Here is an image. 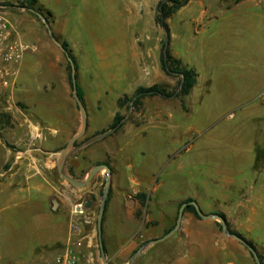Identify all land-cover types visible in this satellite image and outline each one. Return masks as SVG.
I'll list each match as a JSON object with an SVG mask.
<instances>
[{
  "label": "crops",
  "instance_id": "obj_1",
  "mask_svg": "<svg viewBox=\"0 0 264 264\" xmlns=\"http://www.w3.org/2000/svg\"><path fill=\"white\" fill-rule=\"evenodd\" d=\"M161 1L139 0L138 4L146 6L147 12L153 15L152 29L146 21L143 34L142 27L140 30L133 29V24L135 21L136 24L140 22L139 19L133 20L131 17V24L127 25L129 29L124 26V21L113 12L116 9L111 0H104L103 14L99 13L96 0H83L82 11L74 25L69 23L65 0H38L37 4L42 8V15L47 16L53 36L59 43L66 41L69 44L77 61V83L83 92V103L88 115L87 139L111 129L117 112L123 113L118 106L120 98L133 95L140 86L158 84L174 90L178 83L179 78L167 75L161 65L163 39L155 20ZM56 6L62 10L59 11ZM202 6L197 19L203 15L207 25H212L221 35L240 29V26H249L253 23L254 15L261 23L264 22V0H243L239 3L236 0H210ZM16 8L18 11L20 7ZM20 9L23 11L24 8ZM135 9L139 10L140 6ZM246 9L252 12L248 13V18L242 15ZM142 13L140 11L141 17ZM5 14H10L12 18L13 38L20 39L28 47L20 64L23 68L28 67V73L24 74L20 70L18 88L14 92L27 101L29 118L22 117L25 115L18 106L4 109L7 120L0 121V203L23 206L31 214L34 227L22 233L15 244H12V240L6 247L10 236L1 223L0 261L23 264L17 257L26 254L31 259L30 264H33L52 259L67 244L71 203L60 198L62 194L67 195L68 187L57 177L58 163L60 152L80 130L82 118L66 70L68 60L49 35L48 29L46 33L34 20L29 28H25L21 24L24 19L18 18L17 14L8 10ZM250 45H256L258 51L264 52L261 31L249 42L210 38L206 41L207 63L215 69L222 59L236 63ZM170 52L174 58L181 60L183 66L197 72V83L192 93L184 97L183 102L176 96L145 98L143 117L148 126L130 127L118 137L119 140L128 142L141 136L140 141L136 142L159 143L161 137H150L147 128L159 124L163 112L168 110L171 114L168 109L170 103L177 101L183 114L189 115V100H192L194 93L200 92L206 103L205 87L216 82L224 88L228 100L226 105L232 111L244 108V93L243 90L239 91L237 82L230 83L226 74L212 76L215 80L209 76L202 79L193 61L186 62L178 50L170 49ZM234 76V79L239 77ZM175 90L178 91V87ZM209 91L206 90L207 93ZM263 92L264 86L257 91L259 102L254 106L257 111L252 114L259 124H264V97L260 98ZM114 140L112 136L104 143L94 145L95 142L79 150L70 157L67 167L70 173L76 171V174L73 172L76 177L83 173L81 179H84L92 166L104 162L103 158L109 159L112 193L103 223V237L110 259L122 260L130 251V246L126 247L123 241L127 236L126 223L132 221V193L138 194L141 189L150 188L152 178L139 170L132 179L133 187L125 189L121 168L123 152L116 147ZM173 140H177V137ZM239 141L226 140L227 143ZM240 146L241 150L246 149L248 152L228 154L226 151L216 156L207 154L206 150L205 157L202 156L208 167L199 187L191 184L180 189L175 181L169 187H166V181H158L154 186L160 204L164 206L173 208L192 199L205 214L223 213L234 231L253 242L264 261V158L256 165L258 149L264 156V138L250 141L245 147ZM245 160H248V167L252 170L249 178L241 175L243 169L233 166ZM101 177L96 175L92 185H89L91 194H95L104 183L103 173ZM75 195L78 196V193ZM55 199L59 203L57 209L53 208ZM118 211H124V215H119ZM218 223L215 219H202L185 212L181 229L174 234L178 236L176 242L180 244L172 248L171 255L164 253V258L158 257L157 264H257L253 254L240 241L226 236ZM162 231L157 237L165 235L166 229ZM89 238L91 240L92 235ZM8 255H11V259Z\"/></svg>",
  "mask_w": 264,
  "mask_h": 264
},
{
  "label": "rangeland",
  "instance_id": "obj_2",
  "mask_svg": "<svg viewBox=\"0 0 264 264\" xmlns=\"http://www.w3.org/2000/svg\"><path fill=\"white\" fill-rule=\"evenodd\" d=\"M22 1L23 0H0V12L5 13L8 10L10 13L13 12L17 14L18 18L24 19L21 21V24H24V26H26L25 28H29V25L32 23L31 21L34 20L40 25L41 29L47 33V27L40 17L37 18L25 8L23 11L20 8L16 11V7H19L18 5H20ZM96 1V7H98L99 13L103 14L105 5L104 0ZM65 2L66 9L69 11V23L73 25L77 24L79 13L82 11L81 4L83 0H65ZM111 2H113V7L116 9V12L115 10L113 12L124 21L123 24L127 28V25L131 24V19L133 18V20H135L136 18L139 19L140 22L136 24L135 21L133 24L134 30H136V28L140 30L142 27L141 32L143 31L144 34L146 21L150 23L149 26L152 29L153 15L151 12H147L148 8H146V6L142 5L141 7V4H138L140 3L139 0H111ZM209 2L210 0H192L180 9L173 19L167 20L170 27V49L178 50L179 54L186 62L193 61L202 79L208 76L214 79V77H212L214 75L226 74L230 79V83L233 84L237 82L236 85L239 91L243 90L244 93V108L232 111L230 107L226 105L228 100L226 99L224 88H221L220 84L216 82L214 85L209 84L205 87L206 103L202 99L203 97L200 92L196 91L194 93L192 100H189L191 107L189 115L183 114L177 101L170 103L168 109L171 114L169 115L166 109L167 111L163 112L161 115L162 119L158 121L159 124L155 125L156 127L150 125L147 128V134L150 137H161L159 143L157 141L150 143H148V141L136 142V140L141 139V136L128 142L124 139H118V137L130 127L148 126L146 118L143 117L144 110L142 107L141 111L135 114H133V112L131 113V116H133L132 120L128 119L118 132H114L104 140H99L94 144L99 145V143L110 140L112 136L114 137L116 147L123 152L121 168L124 176L125 189L129 190V188L133 187L132 179L135 178V174H137L139 170L149 178H152L150 188L147 190L141 189L139 192L146 194V201L144 204H141V202L135 198L137 194L132 193L133 203L130 209L132 221L126 223L127 236L125 241H123L126 247L130 246V251L127 252L122 260H111L107 254L108 260H110L112 264H128L132 256L142 245L151 240L158 239L159 237H157V234L162 233L163 229H166V233L177 223L180 205L172 208L160 204V199L154 186L155 183L158 181H166V187H169L171 183L175 181L176 186L180 187V189H182L181 186L187 187V185L189 186L191 184H197L199 187L202 184L206 168L208 167V164L204 162V153L206 150L208 151L207 154L216 156H221V153L226 151H228V154L242 153V151L246 154L248 151L246 149L241 150L240 145L245 147L250 141L264 138V124H259L252 116V114L257 111L254 106L259 102L257 91L264 86V52L262 51V54L261 51L257 50L256 45H250L242 55L240 61L235 63L222 59L218 63L217 69L208 65L206 59V41L210 38H218L219 40L220 38L225 40H246L249 42L253 37L258 36L260 31L262 32V36H264V22L261 23L260 19L254 15L253 23L249 26H240V29L230 30L228 33H224L223 36L221 33H217V31L212 28V25H207V21L204 19L203 15L197 19L198 16H200L202 5ZM138 6H140V9L136 10L135 8ZM56 8L59 11L62 10L61 7L56 6ZM130 8L131 10L133 8V11H130ZM140 11H143L141 14L142 17L140 16ZM258 11L263 12L262 9H258ZM248 13L252 14L249 9H246L242 15L248 18ZM5 16L13 23L10 14H5ZM156 16L157 12L155 14V20ZM157 26L164 41L165 33L162 26L158 23ZM24 46L25 53L28 47L25 44ZM227 57L228 55H226V58ZM68 62L66 70L69 73ZM5 68H7V65L0 56V76ZM9 68H17V70H19L18 78L14 87L10 88L2 86L0 79V121L7 120L4 109L13 105L21 109L25 115L22 116L23 118H29L27 101L19 98V93L14 92L15 89L18 88L17 83L20 70L26 74L28 73V67L26 66V68H23L22 65H20L19 67ZM234 75H238L239 77L234 79ZM202 79L200 81H202ZM177 87L178 83L175 88ZM206 90H210L209 93H207ZM263 97L264 92L260 94V98L262 99ZM123 113L127 114V110L124 109ZM229 114L233 115L229 116ZM175 136L177 140H173ZM85 139L87 140L84 135L76 143L80 144L85 141ZM227 139L240 141L238 143H227ZM206 144L209 145L208 148L205 147ZM10 147L13 148L14 146ZM103 159L104 162L109 161L107 158ZM233 166L244 170L241 174L242 176L246 178H249L250 175L252 176V170L248 167V160H245L241 164H234ZM73 172L76 174V171ZM73 172L71 175L74 178L82 180L83 173H80V175L76 177ZM97 175L101 177L102 172ZM57 177L66 183L68 187L67 195L62 194L60 198L68 200L71 205L77 201L87 202L91 200L90 195L96 197L95 201L92 202L90 206L91 209L88 207L87 211V214L91 216V223L83 226L82 232L88 237L86 243L92 241L88 253L94 258L97 264H103L98 241L97 219L105 181L99 186L95 194H91L89 192V185L86 188L78 189L71 186L63 179L59 172L57 173ZM92 183L90 185H92ZM167 189L169 193V188ZM171 189L174 188L171 187ZM76 192L78 196L75 195ZM23 208V206L17 205V203H11L10 205H2L0 203V224H4L5 230L8 236H10L7 240L6 247H9L8 244L11 243L12 240V244H15L22 233L30 231L34 227L31 214L28 210H24ZM117 213L119 215H121V213L124 215V211H118ZM90 235H92L91 240L89 238ZM177 238L178 236L173 235L166 241L159 242L149 247L142 256L136 259L134 264H157L158 257L164 258L166 256L164 253L171 255L172 248L180 244L176 242ZM8 257L11 259V255H8ZM17 259L20 260V263L23 262V264H30L31 262V259L26 254L19 255ZM0 264L11 263L9 260H5L0 261Z\"/></svg>",
  "mask_w": 264,
  "mask_h": 264
},
{
  "label": "water",
  "instance_id": "obj_3",
  "mask_svg": "<svg viewBox=\"0 0 264 264\" xmlns=\"http://www.w3.org/2000/svg\"><path fill=\"white\" fill-rule=\"evenodd\" d=\"M33 13H36L43 21V23L46 25L49 35L53 38V40L61 47V49L64 51L67 60L69 61L70 65H71V69H72V73H71V80H72V87H73V97L77 103V106L79 108V111L81 113V118H82V125L80 130L74 135V137L67 143V145L64 147V149L60 152V158H59V163H58V172L60 174V176L65 179L71 186L78 188V189H83L86 188L88 185H90L95 176L98 173H103L104 178H105V186H104V190L101 196V203H100V208H99V213H98V219H97V231H98V241H99V248H100V254H101V259L103 261V264H112L110 262V260H108L106 251H105V245H104V238H103V219H104V215H105V210H106V205H107V198L110 192V188H111V175H112V168L111 166H109L106 163H100V164H95L94 166H92V168L88 171L86 177L82 180L76 179L74 178L71 173L68 170L67 164L68 161L70 159V157L72 155H74L76 152H78L79 150L99 141L104 139L105 137L113 134L114 132H116L122 125H124L128 119L131 116L132 110H133V106H134V101L131 103L127 114L125 116L124 119H122V121H120V123L118 125H116L115 127L109 129L106 132H103L99 135H96L92 138H89L85 141H83L80 144H76V142L82 138L87 131V126H88V115H87V111H86V107L84 106V103L82 102V100L79 97L78 94V83H77V76H76V65L74 60L72 59V57L69 56V54L67 52H65V50L63 49V46L61 43H59L54 37H53V33H52V29L47 21V19L44 17V15H42L41 13H38L35 10H31ZM161 26L162 29L165 33V46H164V54L166 57L167 54V50L169 48L170 45V33L168 31V28L165 25V18L163 17V15L161 16ZM184 81V77L182 76V80H181V84ZM180 90V87L178 88V91ZM177 91V92H178ZM96 197L94 195H91V200H88L86 202L87 207L90 206L91 202L93 200H95ZM58 201L55 199L53 200V208L57 209L58 207ZM192 205L195 207V210L198 214V216L202 219H215L217 220L220 224H221V229L222 232L231 238H234L238 241H240L245 247H247V249L253 254L256 263L257 264H261L260 258H259V254L257 253V251L249 246L243 239H241L237 234H232L230 233V231L228 230L227 227V223L225 221V219L219 214H205L201 208L199 207L198 203L196 201H190L187 203L182 204V206L179 209V213H178V218H177V223L175 225V227L169 231L168 233H166L163 237L158 238V239H154L151 240L147 243H145L144 245H142L138 251L132 256V258L130 259L128 264H134L136 259L140 256H142L144 254V252L151 246L159 243V242H163L166 241L168 238H170L171 236H173L176 232L180 231L181 229V225H182V221H183V216H184V211L186 209L187 206Z\"/></svg>",
  "mask_w": 264,
  "mask_h": 264
},
{
  "label": "trees",
  "instance_id": "obj_4",
  "mask_svg": "<svg viewBox=\"0 0 264 264\" xmlns=\"http://www.w3.org/2000/svg\"><path fill=\"white\" fill-rule=\"evenodd\" d=\"M190 1L191 0H162L158 5L156 22L158 24H161V16L163 15V17L165 18V25L168 28V31L170 32L167 20L169 18H171L176 12H178L182 7L186 6ZM241 1H243V0H236L237 3L241 2ZM37 3H38V0H23L21 2V4L18 6L20 8H25L26 10L30 11L31 13H33L31 10H35L38 13L43 14L42 8L39 7L37 5ZM6 6H15V5H6ZM33 14L37 18H39V16L36 13H33ZM44 17L48 21L47 16L44 15ZM53 37L55 38V36H53ZM62 46H63V49L65 50V52H67L69 54V56L72 57V59L74 60L75 65H76V70H77L78 64H77V61L75 60L74 55L72 54V51L70 49L69 44L66 41H63ZM164 46H165V40L162 42V51H161V56H160L162 69L164 70V72L167 75L175 76V77L179 78L178 88L180 87V90L178 92L176 90H168L164 86H161L158 84L152 85L150 87L140 86L135 91V93L133 95H131V96L125 95L124 97L119 99L118 106H119L120 110L125 109L128 111L131 103L134 101V106H133L132 112H133V114H135L136 112H139L142 110L143 100L147 97H153V96L159 95V96L169 98L172 96H176L177 98H180L181 101L183 102L184 97L189 96L192 93V90L194 89V87L197 83V76H198L197 72L193 68H188V67L183 66L181 60L176 59L172 56L169 48L167 50V54L165 57ZM68 69H69V73H68L69 74V81L72 85V80H71L72 69H71V65L69 62H68ZM182 76L184 77V81L181 84ZM78 94H79L80 99L83 102L84 95H83L82 90L79 87H78ZM184 108H185V106H184ZM125 116H126V114H123L121 111H118L115 118H114V122L110 128H113L116 125H118L120 123V121H122V119L125 118ZM132 118H133V116H131L129 118V120H132ZM123 126L124 125H122L116 132H118ZM257 154H258V159H257L256 165L259 164L264 158L262 151L260 149L257 150ZM100 163H106L110 166V164L108 162H98L96 164H100ZM111 193H112V190L110 188V192H109V195L107 198V205H106L105 214H106L107 207H108V204H109V201L111 198ZM136 198L141 202V204H144L146 201V194L145 193H138L136 195ZM190 201H192V199H188L185 202L181 203L179 207H181L182 204L190 202ZM187 211L193 213L196 217L199 218L194 206H192V205L187 206L184 213ZM219 214L225 219V221L227 223L228 230L230 231V233L237 234L249 246L253 247L256 250V247L252 241L246 239L241 234L234 231L231 228L230 224L227 222L226 216L223 213H219ZM177 218H178V216H177ZM104 220H105V215H104L103 223H104ZM175 225L171 229H169L166 233L171 231L175 227ZM218 226L221 229L220 223H218ZM104 245H105V240H104ZM105 251L107 254L106 245H105ZM259 258H260L261 264H264L263 256L259 254Z\"/></svg>",
  "mask_w": 264,
  "mask_h": 264
},
{
  "label": "built area",
  "instance_id": "obj_5",
  "mask_svg": "<svg viewBox=\"0 0 264 264\" xmlns=\"http://www.w3.org/2000/svg\"><path fill=\"white\" fill-rule=\"evenodd\" d=\"M24 51V44L18 38H13L12 23L0 12V56L7 65L0 76L2 86L14 87L19 70L9 67H19ZM87 211L85 201L74 202L70 208L69 238L64 249L52 259L33 264H97L88 253L91 244L90 241L86 243L88 237L82 232V227L91 223V216Z\"/></svg>",
  "mask_w": 264,
  "mask_h": 264
}]
</instances>
